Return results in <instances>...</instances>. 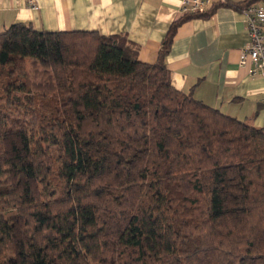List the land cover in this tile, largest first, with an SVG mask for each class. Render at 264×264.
I'll return each instance as SVG.
<instances>
[{
    "label": "trees",
    "instance_id": "obj_1",
    "mask_svg": "<svg viewBox=\"0 0 264 264\" xmlns=\"http://www.w3.org/2000/svg\"><path fill=\"white\" fill-rule=\"evenodd\" d=\"M256 1L182 15L153 64L124 34L0 32V264H264V127L165 63L181 22Z\"/></svg>",
    "mask_w": 264,
    "mask_h": 264
},
{
    "label": "crops",
    "instance_id": "obj_2",
    "mask_svg": "<svg viewBox=\"0 0 264 264\" xmlns=\"http://www.w3.org/2000/svg\"><path fill=\"white\" fill-rule=\"evenodd\" d=\"M181 1L36 0L38 7L32 10L23 0H0V32L22 22L48 31L124 34L139 45L138 59L153 64L170 25L182 16ZM247 41L240 10L218 5L209 15L177 26L165 63L177 90L191 92L223 113L264 127V75L250 73L249 61L239 63Z\"/></svg>",
    "mask_w": 264,
    "mask_h": 264
},
{
    "label": "built area",
    "instance_id": "obj_3",
    "mask_svg": "<svg viewBox=\"0 0 264 264\" xmlns=\"http://www.w3.org/2000/svg\"><path fill=\"white\" fill-rule=\"evenodd\" d=\"M32 10L37 9L36 0H23ZM213 0H182L180 13L182 15L204 13L208 11ZM240 12L243 14L248 34V41L240 51L239 63L250 62V73L259 72L264 75V0L246 4Z\"/></svg>",
    "mask_w": 264,
    "mask_h": 264
},
{
    "label": "rangeland",
    "instance_id": "obj_4",
    "mask_svg": "<svg viewBox=\"0 0 264 264\" xmlns=\"http://www.w3.org/2000/svg\"><path fill=\"white\" fill-rule=\"evenodd\" d=\"M54 173H56V172H54ZM55 180H56V178H54ZM7 254H9V251H5V252H3L1 255H0V259L2 258V256H5V255H7Z\"/></svg>",
    "mask_w": 264,
    "mask_h": 264
}]
</instances>
